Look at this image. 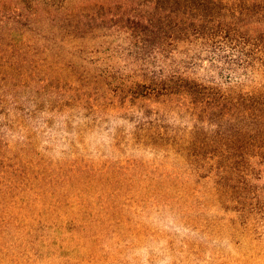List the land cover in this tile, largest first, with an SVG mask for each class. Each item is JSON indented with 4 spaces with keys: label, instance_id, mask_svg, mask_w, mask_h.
Returning <instances> with one entry per match:
<instances>
[{
    "label": "trees",
    "instance_id": "obj_1",
    "mask_svg": "<svg viewBox=\"0 0 264 264\" xmlns=\"http://www.w3.org/2000/svg\"><path fill=\"white\" fill-rule=\"evenodd\" d=\"M12 2L0 21L29 31V57L9 69L0 57V239L52 220L76 235L89 221L83 237H99L110 222L159 215L160 201L196 240L264 239V0ZM55 127L71 146L58 160L44 156ZM93 130L112 152L95 166L79 154Z\"/></svg>",
    "mask_w": 264,
    "mask_h": 264
},
{
    "label": "rangeland",
    "instance_id": "obj_2",
    "mask_svg": "<svg viewBox=\"0 0 264 264\" xmlns=\"http://www.w3.org/2000/svg\"><path fill=\"white\" fill-rule=\"evenodd\" d=\"M12 1L0 0V13L2 10L12 7ZM2 38L5 39L2 40ZM7 42L14 43V48H20L22 53L18 52L20 54L18 56L17 50L9 48ZM28 45L29 31L20 33L12 21L8 19L0 21V57L8 60L4 66L9 69L11 62L20 61L25 55V57H29ZM24 103L29 105V97L28 101H24ZM26 123L28 129L26 133L29 135V121ZM26 123L24 124L26 125ZM117 123L120 124V122L113 121L112 125H118ZM24 130L25 128H20L19 132L11 137V141L20 143L19 135L20 133L24 134ZM53 131L55 133L52 135L50 145L54 144V147L49 152L45 151L44 156L58 160L62 155L59 150L71 149V146L63 141L64 133L57 130L56 127ZM84 135L82 137L84 149L79 150L80 156L85 155V160L94 166L100 161H110L108 159L112 152L108 149L107 132L93 130L87 131ZM9 137L10 133L5 139ZM47 139L45 134L39 138V141L46 145L47 143L44 141ZM61 180H57V186L62 184ZM81 187L85 192H88L89 188L86 185H81ZM14 193H23L22 187L18 186ZM24 195L27 204L26 210H28L29 187ZM73 203L77 205L75 200L70 199L68 207L73 206ZM96 204L95 201L89 206L97 210ZM165 204H167L165 201H160L159 215L148 213V211L141 213L140 216L132 217L133 220L122 226V230L117 222H110L99 237L92 235L83 237V232L88 234L92 232V225L89 221L88 228L83 230L82 227V233L78 235L75 234L77 226L73 223H69L65 229L59 232L53 231V226L61 222L59 220H52L50 227L38 230L35 237H29V234L27 236L17 234V231L12 229L11 235L0 239L5 247L4 252L0 250V264H264V239L256 235L250 238L239 234L236 236L229 231H224L208 239L201 235L196 240V236L183 227L184 223L169 214L166 209L170 208V205ZM69 219L72 221L74 218L70 217ZM22 223L26 224L29 230V219ZM141 224L143 227H140ZM95 225L93 222V227ZM81 237L83 241L91 242V247L93 241L97 240L101 251L87 250L84 252L81 243H78ZM117 241H119L118 246L115 243ZM57 246L60 247L61 257L51 259V251L54 252ZM88 247L90 248V245ZM190 250H193V253ZM6 253L10 257L9 261H6ZM80 258L84 260L81 261Z\"/></svg>",
    "mask_w": 264,
    "mask_h": 264
}]
</instances>
